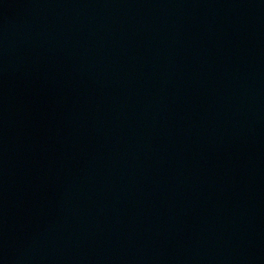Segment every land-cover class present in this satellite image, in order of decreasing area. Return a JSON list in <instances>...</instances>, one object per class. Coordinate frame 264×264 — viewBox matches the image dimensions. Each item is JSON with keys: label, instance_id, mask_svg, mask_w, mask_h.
Segmentation results:
<instances>
[{"label": "water", "instance_id": "95a60500", "mask_svg": "<svg viewBox=\"0 0 264 264\" xmlns=\"http://www.w3.org/2000/svg\"><path fill=\"white\" fill-rule=\"evenodd\" d=\"M0 264H264V0H0Z\"/></svg>", "mask_w": 264, "mask_h": 264}]
</instances>
